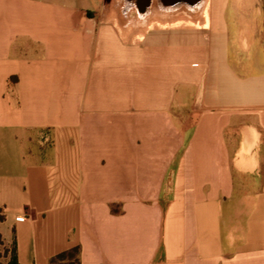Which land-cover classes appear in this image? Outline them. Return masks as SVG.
<instances>
[{"label":"crops","instance_id":"1","mask_svg":"<svg viewBox=\"0 0 264 264\" xmlns=\"http://www.w3.org/2000/svg\"><path fill=\"white\" fill-rule=\"evenodd\" d=\"M110 1L0 0L1 263L264 264V0Z\"/></svg>","mask_w":264,"mask_h":264},{"label":"bare ground","instance_id":"2","mask_svg":"<svg viewBox=\"0 0 264 264\" xmlns=\"http://www.w3.org/2000/svg\"><path fill=\"white\" fill-rule=\"evenodd\" d=\"M157 1L159 2V6L166 10H174L183 6L196 10L203 3V0H174L171 3H166L163 0ZM127 2L133 4L139 14L143 17L149 12L153 0H127Z\"/></svg>","mask_w":264,"mask_h":264},{"label":"trees","instance_id":"3","mask_svg":"<svg viewBox=\"0 0 264 264\" xmlns=\"http://www.w3.org/2000/svg\"><path fill=\"white\" fill-rule=\"evenodd\" d=\"M2 244L1 236H0V245ZM80 248H74L67 252H63L53 258L50 259L49 264H80ZM0 264H4L1 263ZM6 264H20L18 262L17 254L15 249L11 251L10 260Z\"/></svg>","mask_w":264,"mask_h":264},{"label":"rangeland","instance_id":"4","mask_svg":"<svg viewBox=\"0 0 264 264\" xmlns=\"http://www.w3.org/2000/svg\"><path fill=\"white\" fill-rule=\"evenodd\" d=\"M107 5H111V4H114V5H117V6H120L121 8H127L128 10V13L126 15V18L128 19H131L133 21H137L139 19V15H138V11L136 10V8L134 7L133 4L127 2V0H111L110 2H106ZM151 10H156L159 8V2L157 0H153L152 2V5H151ZM181 11H187V8L186 7H181L180 9ZM3 252V248L2 246H0V258L2 256V254H4ZM1 262V261H0Z\"/></svg>","mask_w":264,"mask_h":264},{"label":"water","instance_id":"5","mask_svg":"<svg viewBox=\"0 0 264 264\" xmlns=\"http://www.w3.org/2000/svg\"><path fill=\"white\" fill-rule=\"evenodd\" d=\"M164 2H166V3H171V2H173L174 0H163Z\"/></svg>","mask_w":264,"mask_h":264}]
</instances>
